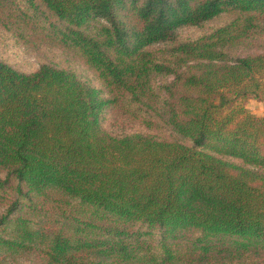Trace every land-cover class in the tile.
I'll return each instance as SVG.
<instances>
[{
  "label": "trees",
  "instance_id": "16d2710c",
  "mask_svg": "<svg viewBox=\"0 0 264 264\" xmlns=\"http://www.w3.org/2000/svg\"><path fill=\"white\" fill-rule=\"evenodd\" d=\"M0 28L69 49L99 82L0 58V252L264 264V115L246 106L264 102V51L231 52L264 49V0H0ZM107 109L135 128L105 126Z\"/></svg>",
  "mask_w": 264,
  "mask_h": 264
},
{
  "label": "rangeland",
  "instance_id": "374dc122",
  "mask_svg": "<svg viewBox=\"0 0 264 264\" xmlns=\"http://www.w3.org/2000/svg\"><path fill=\"white\" fill-rule=\"evenodd\" d=\"M233 16H235L234 12L227 11L205 23L203 26L183 27L179 28L178 32L183 38H195L199 35L210 32L218 25L227 23L233 18ZM254 42L255 45H252L249 48L234 49V51L231 52L234 55L263 52L264 49L261 46V39H256ZM0 58L8 62L13 67L24 71L35 70L42 62L51 60L57 62L59 65L72 67L80 74V76L88 78L94 85L97 86L99 84L92 72L87 70L83 66L81 60L75 54L71 53L69 49L59 46L49 40H34L31 41V43L26 44L21 38L4 28H0ZM246 106L250 112L257 115H264V102L251 99L247 102ZM115 117L114 112L107 109L104 112L103 124L107 127L111 126L115 128L116 131H122L127 128H135L134 123L123 125L122 122H119L118 125H112V121ZM155 131L160 135H172L167 128H157ZM39 263L40 261L35 256L29 257L25 255H12L4 251L0 252V264Z\"/></svg>",
  "mask_w": 264,
  "mask_h": 264
},
{
  "label": "crops",
  "instance_id": "0c3cea01",
  "mask_svg": "<svg viewBox=\"0 0 264 264\" xmlns=\"http://www.w3.org/2000/svg\"><path fill=\"white\" fill-rule=\"evenodd\" d=\"M251 100V99H250Z\"/></svg>",
  "mask_w": 264,
  "mask_h": 264
}]
</instances>
